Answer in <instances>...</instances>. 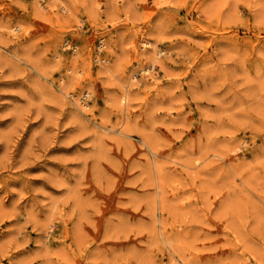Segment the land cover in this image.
Instances as JSON below:
<instances>
[{
  "label": "rangeland",
  "instance_id": "1",
  "mask_svg": "<svg viewBox=\"0 0 264 264\" xmlns=\"http://www.w3.org/2000/svg\"><path fill=\"white\" fill-rule=\"evenodd\" d=\"M0 264H264V0H0Z\"/></svg>",
  "mask_w": 264,
  "mask_h": 264
},
{
  "label": "bare ground",
  "instance_id": "2",
  "mask_svg": "<svg viewBox=\"0 0 264 264\" xmlns=\"http://www.w3.org/2000/svg\"><path fill=\"white\" fill-rule=\"evenodd\" d=\"M17 28H18V27H17ZM143 43H144V42H143ZM146 45H147V44H146ZM75 50H76V49H75ZM152 52L154 53V51H152ZM156 52H157V51H156ZM154 54H155V53H154ZM153 56H154V55H153ZM152 58H153V57H152ZM156 58H158V57H156ZM153 59H155V58H153ZM108 63H109V62H108ZM108 67H109V66H108ZM100 69H101V68H100ZM109 69H110V68H109ZM103 70H104V69H103ZM150 70H151V71H154V64L151 65ZM113 71H114V70H113ZM146 71H147V70H146ZM104 72H105V71H104ZM114 72H115V71H114ZM114 72H112V73H114ZM109 73H110V72H109ZM107 74H108V73H106V75H107ZM114 74H115V73H114ZM148 74H149V73H148ZM133 80H134V79H133ZM87 94H88V93H87ZM123 96L125 97V95H123ZM121 97H122V96H121ZM76 99H77V98H76ZM126 99H127V97H126ZM120 100H121V99H120ZM82 101H83V100H82ZM122 103H123V102H122ZM80 104H81V101H80ZM123 104H125V103H123ZM123 104H122V105H123ZM88 109H89V107H88ZM88 109H87V110H88Z\"/></svg>",
  "mask_w": 264,
  "mask_h": 264
}]
</instances>
